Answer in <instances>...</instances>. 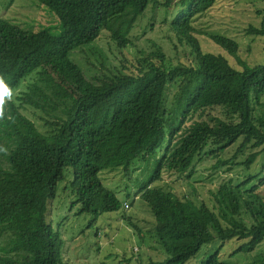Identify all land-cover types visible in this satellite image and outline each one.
Returning <instances> with one entry per match:
<instances>
[{
	"label": "trees",
	"instance_id": "obj_1",
	"mask_svg": "<svg viewBox=\"0 0 264 264\" xmlns=\"http://www.w3.org/2000/svg\"><path fill=\"white\" fill-rule=\"evenodd\" d=\"M36 1L57 15L58 29L25 30L0 19V75L11 81L10 88L38 75L28 92L6 102L0 120V148L6 150L0 151V264H65L68 238L51 220L57 196L71 215L65 220L77 224L73 240L95 225L99 199L107 212L130 207L103 180L121 170L130 179L136 162L147 173L135 190L155 224L144 231L123 217L148 240L149 250L156 251L155 245L167 255L147 264H187L217 240L247 241L243 252L264 243V61L243 62L236 40L193 25L219 0ZM258 13L260 26L248 32L264 38V10ZM160 17L176 37L177 58L183 48L190 63L179 59L168 66L170 57L156 42L137 73L113 66L90 78L76 59L104 36L121 50L134 46L136 24L148 18L153 29ZM201 34L222 52H205ZM21 105L40 116L43 129ZM230 150L234 154L226 157ZM206 157L216 160L212 170L247 172L223 182L217 193L208 191L215 204L193 182L194 195L183 197L160 185L165 172L189 173L190 180ZM259 160L262 167L254 169ZM87 215L95 218L87 221ZM254 258L253 264H264L263 254ZM200 264L233 263L218 249Z\"/></svg>",
	"mask_w": 264,
	"mask_h": 264
},
{
	"label": "rangeland",
	"instance_id": "obj_2",
	"mask_svg": "<svg viewBox=\"0 0 264 264\" xmlns=\"http://www.w3.org/2000/svg\"><path fill=\"white\" fill-rule=\"evenodd\" d=\"M259 10H264V0H219L211 10L195 17L192 23L196 28L204 32L221 34L236 40L240 45L237 56L243 62H247L253 66L264 61V38L248 32L251 26H260L262 17L258 13ZM161 18H159L153 29L150 27L148 18H143L136 24L132 31L134 46L121 50L104 36L94 45L80 51L76 59L87 67L86 73H88L90 78L95 75H101L99 74L100 72H106L107 69L109 70L113 66H116L118 69L125 67L129 69L126 72L137 73L139 64L147 65L145 60L151 58V53L154 51L153 43L156 42L169 55L173 64H168V66L178 65L179 59L183 63H190L191 60L186 55L188 52L183 48L179 50L180 53H178L179 57L177 58L174 48L176 37L162 23ZM0 19H7L25 30L40 31L48 27L55 29L59 27L57 26L59 24L57 15L41 6L36 0H0ZM170 35L173 36L172 39L169 38ZM198 39L205 52H222L205 35H199ZM229 58L232 64L242 69L236 58ZM53 67L60 73V66L58 64L53 65ZM61 74L67 79L70 72L61 71ZM37 77L38 75L34 74L16 84L15 87H11L13 91L12 98L17 99L25 92H28L31 85L37 80ZM5 82L9 86H12L11 81L8 79H5ZM17 102L19 104V100ZM21 107L29 118L34 120L40 128H44V122L37 113H34L25 105H21ZM194 124L191 123L189 126H193ZM247 153L249 152L247 151ZM233 154L234 151L230 150L225 156L230 157ZM214 162L216 160H210V157H206L204 161L198 162L195 174L190 177V180L187 179L189 173L179 175L177 173L165 172L163 175L165 184L160 183V185H164L165 187H163L167 190L172 189L176 194L183 197L185 195H194L195 191L190 184L193 182L196 184L200 196L205 198L210 205H213V202L215 204L214 196L210 195L208 191L212 190L214 193H217L218 188L223 182L232 177L239 178L246 172L244 167L235 168L230 173L225 171L227 167L218 171L212 170L211 165ZM135 165L130 169V179L129 177H122L123 171L121 170L114 174L111 173L108 181L103 180L104 185L114 191L122 203L128 201L130 207L125 210L122 209L119 212H107L104 209L103 200L99 199L100 213L96 217L95 225L92 229L86 230L84 234L76 233L77 235L73 240L72 230L77 224L72 223L74 221L65 220V218H70L71 215L68 214V210H63L60 204L62 197L59 199V196H57L53 204L54 209L52 212L54 215L51 220L56 225V229L60 228L61 231H65V240L68 238V252L64 256L65 264H147L150 262V259L163 261L167 257L155 245L153 246L156 251L149 250V246L147 247L148 240H142L126 220L130 219L144 231L151 229L155 224L150 209L147 205L140 202L138 190H135L136 181L138 179L142 180L147 173L143 171L145 165L143 162H136ZM259 167H262L260 160L256 162L254 169H258ZM105 171H103L104 174L102 173L104 176L109 173V171ZM105 178L107 179V177ZM156 184L154 185L156 186ZM262 190L264 196V186ZM127 192L130 193V197L126 196ZM123 215L126 216V219ZM94 218L91 215H87L86 217L87 221ZM85 222L83 227L88 224L87 222L85 225ZM67 228L70 229V234L67 233ZM79 229L78 227L77 230L79 231ZM246 243L247 241L239 239L225 242L217 240L212 244L204 246L198 255L199 257L187 264H200L207 254H213L218 249L220 250L221 258L233 264H253L256 254L264 255V243L257 246L254 251L243 252L241 251V247ZM22 256L24 255L22 254ZM138 258H143V261H138ZM127 259H131V262H127Z\"/></svg>",
	"mask_w": 264,
	"mask_h": 264
},
{
	"label": "clouds",
	"instance_id": "obj_3",
	"mask_svg": "<svg viewBox=\"0 0 264 264\" xmlns=\"http://www.w3.org/2000/svg\"><path fill=\"white\" fill-rule=\"evenodd\" d=\"M13 97V91L5 82V79L0 75V120L5 119V104ZM0 151H6L0 148Z\"/></svg>",
	"mask_w": 264,
	"mask_h": 264
}]
</instances>
